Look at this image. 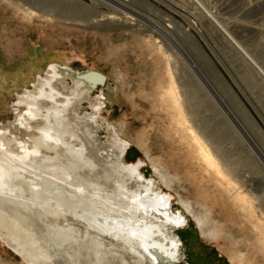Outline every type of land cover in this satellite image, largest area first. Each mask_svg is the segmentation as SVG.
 Returning <instances> with one entry per match:
<instances>
[{
  "label": "bare ground",
  "instance_id": "obj_1",
  "mask_svg": "<svg viewBox=\"0 0 264 264\" xmlns=\"http://www.w3.org/2000/svg\"><path fill=\"white\" fill-rule=\"evenodd\" d=\"M112 1L133 12L122 5L124 0ZM69 5L64 1L51 9L55 12L41 5L45 9L41 11L62 17ZM144 7L153 10L151 4ZM120 16L100 14L99 21H134L124 13ZM186 22L188 27L179 24L177 28L182 32L197 29L193 22ZM209 22L264 84V71L228 31ZM163 34L169 36L166 30ZM150 47L156 66L161 64L155 70L159 93L153 104L163 114L164 136L175 148L174 157L186 165L185 172L173 173L162 158H150L148 131L137 134L136 145L166 189L181 182L194 188L198 214L181 196L178 203L199 236L209 242L226 236L234 250L228 257L230 264H264V206L247 189L250 185L237 181L233 168V155L240 148L264 171L263 157L258 161L255 155L264 154L251 129L252 119L243 115L248 123L239 117L233 104L240 105L232 95L227 102L220 85L207 80L202 53V62L197 58L194 73H188L179 87L170 56L154 44ZM81 74L51 62L44 76L33 78L31 89L24 86L15 93L14 120L9 127H0V240L24 264H189L179 235L185 227L188 237L192 233L187 217L173 208L172 198L155 181L142 176L140 163L127 164L129 144L122 138L127 136L126 128L100 117L103 102L92 98L99 86L78 79ZM188 88L206 102L211 117L200 128L206 131L204 127L210 126L211 131L200 132L195 124ZM87 101L90 114L82 109ZM222 137L229 140L231 151L221 145ZM216 207L223 223L213 218ZM226 224L238 231V238L222 232L223 227L228 230ZM190 261L200 264L196 257Z\"/></svg>",
  "mask_w": 264,
  "mask_h": 264
},
{
  "label": "rangeland",
  "instance_id": "obj_2",
  "mask_svg": "<svg viewBox=\"0 0 264 264\" xmlns=\"http://www.w3.org/2000/svg\"><path fill=\"white\" fill-rule=\"evenodd\" d=\"M64 1H69L70 5L62 17L41 11H45L41 5L52 11ZM124 1L122 5L133 12L124 10L112 0H0V127H9L14 120L15 93H20L24 86L31 89L33 78L44 76L49 63H59L77 74L95 71L103 75L105 81L92 98L103 102L102 119L117 128H126L127 136L122 138L129 144L127 164L140 163L142 176L155 181L160 190L170 195L175 210L184 212L178 203V196H181L198 214L194 188L181 182L166 189L154 175L143 149L136 145L137 134L148 131L150 158H162L173 173L185 172L186 165L174 157L175 148L164 136L163 114L153 104L159 93L155 70L161 69V64L156 66L149 52L150 44L170 56L179 87L188 73H194L195 64L201 61L199 52L202 53L207 80L214 86L220 85L216 86L227 102L230 103L232 97L238 102L240 108L233 103L232 106L236 107L239 117L246 121L252 119L251 129L264 154V84L209 22L212 20L228 31L233 41L264 71V0ZM147 4H151L153 10L144 7ZM121 13L134 21H99L100 14L120 18ZM186 20L193 22L197 29L180 31L176 25L188 27ZM168 24L171 29L166 27ZM163 30L169 36L163 34ZM66 83L70 89L71 79ZM186 93L192 96L190 102L199 131H211L210 126L204 127L206 131L200 128L211 117L206 102L196 98L200 94L197 91L191 92L188 88ZM82 109L84 113H92L91 103L85 102ZM100 136L105 140L103 131ZM220 143L227 152L231 151L227 138L222 137ZM238 150L237 155H233L235 177L244 186L250 185L247 189L264 206V171L245 152ZM260 154H255L258 161L264 159ZM260 163L264 165V161ZM251 178L255 182H248ZM215 209L214 220L223 223L220 207ZM184 214L192 230L190 237L187 236L188 227L179 232L186 244V262L190 264L196 257L200 264H230L228 257L234 250L227 237L224 235L225 239L217 242L203 239L191 217ZM226 226L228 230L223 227L222 232L238 238V231L229 224ZM189 243L194 245L192 250H189ZM239 249L244 252L243 247ZM0 264L24 263L0 240Z\"/></svg>",
  "mask_w": 264,
  "mask_h": 264
},
{
  "label": "water",
  "instance_id": "obj_3",
  "mask_svg": "<svg viewBox=\"0 0 264 264\" xmlns=\"http://www.w3.org/2000/svg\"><path fill=\"white\" fill-rule=\"evenodd\" d=\"M78 79H81L87 83H97V86H100L104 83L105 78L102 75L96 74L94 72H86V73H82L81 75L77 76ZM94 79L96 81H94ZM92 86L95 84H91Z\"/></svg>",
  "mask_w": 264,
  "mask_h": 264
}]
</instances>
